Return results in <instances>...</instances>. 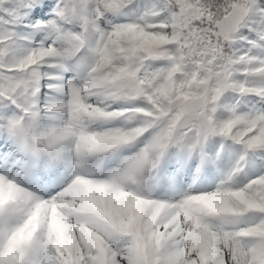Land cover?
Here are the masks:
<instances>
[{"label":"snow or ice","instance_id":"obj_1","mask_svg":"<svg viewBox=\"0 0 264 264\" xmlns=\"http://www.w3.org/2000/svg\"><path fill=\"white\" fill-rule=\"evenodd\" d=\"M0 264H264V0H0Z\"/></svg>","mask_w":264,"mask_h":264}]
</instances>
